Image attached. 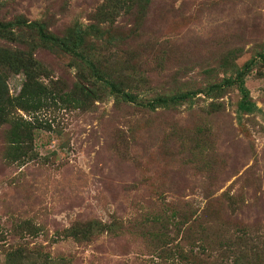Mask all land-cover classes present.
Listing matches in <instances>:
<instances>
[{"label": "rangeland", "instance_id": "obj_1", "mask_svg": "<svg viewBox=\"0 0 264 264\" xmlns=\"http://www.w3.org/2000/svg\"><path fill=\"white\" fill-rule=\"evenodd\" d=\"M16 19L134 102L0 31V264H264V0H0Z\"/></svg>", "mask_w": 264, "mask_h": 264}, {"label": "trees", "instance_id": "obj_2", "mask_svg": "<svg viewBox=\"0 0 264 264\" xmlns=\"http://www.w3.org/2000/svg\"><path fill=\"white\" fill-rule=\"evenodd\" d=\"M13 26H16V28H20V29L24 28L28 31H32L33 34L35 35V37L39 41H41L43 43L56 45L62 51L68 52V53L72 54L73 56H76L79 59L85 61L87 63V65L89 66L90 73L94 77L95 80L105 84L108 87L109 91L111 93H113L114 95L121 97L123 100H125L127 102H134L133 101L134 96L131 93L120 90L116 83H114L113 81H111L108 78H104L101 75V73H99L96 65H94L89 60H85L84 57L78 51L75 50V46L73 47L71 45H67V43L65 41H62V40L52 36L51 34L47 33L45 31L43 23L35 22V21L27 22V21H23L20 19H16L15 21H11V22H0V31H5V32L7 30L10 31L11 27H13ZM76 37H77L78 41H80L82 39L80 34H77ZM260 59L264 62V58L260 57ZM26 60H28V57L23 56L22 53L12 51V52H10L9 56H7L5 58V60L3 61V64L5 66H7L9 64L8 68L11 72L16 73L18 71H22V72L26 73L27 67H29V65H30V63H27ZM252 62H253V59L244 63L241 66V68L238 71H236V73L232 79H224L222 81V83L226 84V85L236 84L237 89L239 90V92L242 95V97L238 103V108L242 109V110H248L250 108L249 107L250 103L248 101H246L247 94H246V89L243 86L242 76L245 74L246 70L248 69L249 65ZM35 89L41 90V87L36 85ZM80 89L85 91L83 89V87H80ZM192 93L193 92L188 91V92H183V93H180L178 95H174V96H170V97H162V98L156 97L150 101L142 103V105L146 106V107H154L156 104H165L167 102H176V101L182 99L183 97L191 95ZM9 102H10V98L8 96H5L4 98L0 99V110H1V105L3 103L6 104ZM250 253H251V251H250ZM253 259L261 261L263 259V253L258 254V255L254 254Z\"/></svg>", "mask_w": 264, "mask_h": 264}]
</instances>
